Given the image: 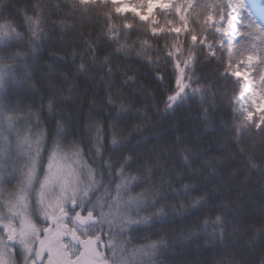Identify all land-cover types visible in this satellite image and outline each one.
<instances>
[{
    "label": "snow or ice",
    "instance_id": "snow-or-ice-1",
    "mask_svg": "<svg viewBox=\"0 0 264 264\" xmlns=\"http://www.w3.org/2000/svg\"><path fill=\"white\" fill-rule=\"evenodd\" d=\"M241 9L244 0H0V264H187L179 256L196 240L216 250L212 264H252L257 251L264 264V212L258 224L241 219L226 189L264 181V20L236 47ZM81 77L96 89L87 104L75 98ZM217 100L233 120L227 157L145 135L154 116L190 104L207 120Z\"/></svg>",
    "mask_w": 264,
    "mask_h": 264
},
{
    "label": "trees",
    "instance_id": "trees-1",
    "mask_svg": "<svg viewBox=\"0 0 264 264\" xmlns=\"http://www.w3.org/2000/svg\"><path fill=\"white\" fill-rule=\"evenodd\" d=\"M15 4H24L25 0H12ZM222 3H227L226 0H221ZM261 4L264 5V0H260ZM160 10L156 11L158 15ZM131 15V13H128ZM55 16L53 17V19ZM159 18V16H158ZM250 17L244 16L240 26L239 32L232 37L230 44L240 47L248 43V37L246 33L250 31L247 27L251 22H253ZM64 39H72L71 34L64 36ZM61 36L57 35L54 37V42L58 43ZM60 50V49H56ZM47 55V52H45ZM138 68L142 66L137 65ZM64 72L71 74L70 67L63 69ZM143 76L141 78V83L150 89H155L156 85L153 82L151 76L149 75L150 70L142 68ZM37 82L41 84V92L44 94L45 98L47 96V91L42 87V81L37 78ZM71 83V82H70ZM77 83L79 88L77 89L75 98L79 103L87 104V102L93 96L95 86L91 84L85 77H81ZM69 85H64L67 88ZM231 94V93H229ZM30 102H33L35 107L39 101V96L28 97ZM216 103L221 107L220 112L207 113L208 119H204V113L200 111L199 105L190 104L187 106L180 114L175 117H164L162 115H157L153 117V121L156 124L155 131L152 133H145V135H157L164 134V140L160 143H167L175 139L177 136H183L191 141L198 144L201 149H206V155L209 158L220 157L221 155L227 157L228 153L234 150V146L230 144L233 139V133L231 131L233 126V120L231 114L227 109L226 102L221 104L219 100ZM163 108V105H159ZM69 110H72L75 105H66ZM87 111V108H84ZM157 141H151L149 145L141 144L140 150H144L145 147H150L151 144H155ZM224 171L227 173V166ZM227 191L231 194L229 199L231 205L234 209L239 211L241 219L248 221L253 224H258L259 217L262 212H264V181L261 180L259 175H252L248 180L247 184H241L236 181H232L226 185ZM169 233H162L161 235H167ZM158 237H152V239H157ZM190 247L185 248V250L180 254L179 259L187 261V264H212L215 259H218L216 255V250L205 243L204 240H196L189 242ZM252 264H256L259 260V251L255 255L250 257Z\"/></svg>",
    "mask_w": 264,
    "mask_h": 264
},
{
    "label": "rangeland",
    "instance_id": "rangeland-1",
    "mask_svg": "<svg viewBox=\"0 0 264 264\" xmlns=\"http://www.w3.org/2000/svg\"><path fill=\"white\" fill-rule=\"evenodd\" d=\"M244 4H245V9L238 10L237 13V19L235 21V24L238 28L242 22L243 15L245 14L250 16L251 19L257 23L264 20V7H262L260 0H244ZM157 10L160 9L159 8L154 9V14H156ZM249 13H251V15H249Z\"/></svg>",
    "mask_w": 264,
    "mask_h": 264
}]
</instances>
